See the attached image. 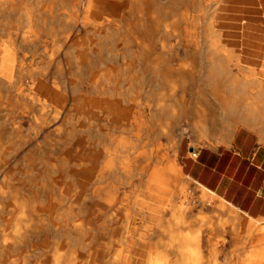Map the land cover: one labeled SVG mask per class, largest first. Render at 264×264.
Returning a JSON list of instances; mask_svg holds the SVG:
<instances>
[{
  "label": "bare ground",
  "instance_id": "obj_1",
  "mask_svg": "<svg viewBox=\"0 0 264 264\" xmlns=\"http://www.w3.org/2000/svg\"><path fill=\"white\" fill-rule=\"evenodd\" d=\"M229 3L0 0V264H164L145 223L131 229L130 253L116 254L101 210L130 191L145 207L149 189L158 203L183 194L181 217L192 210L176 144L164 142L177 109L188 108L176 91L185 81L194 82L198 145H228L240 129L264 144V61L248 65V39L228 36L227 21L243 20L225 13ZM199 196L243 216L204 187ZM256 221L249 216V236L264 232ZM191 255L186 264H203L201 252ZM237 264H264V246Z\"/></svg>",
  "mask_w": 264,
  "mask_h": 264
},
{
  "label": "crops",
  "instance_id": "obj_2",
  "mask_svg": "<svg viewBox=\"0 0 264 264\" xmlns=\"http://www.w3.org/2000/svg\"><path fill=\"white\" fill-rule=\"evenodd\" d=\"M225 13L230 17L243 19L241 28L233 26L234 20H231L227 21L229 26L225 29L228 30L229 34L239 33L240 44L243 43L244 39H248L245 49L247 51L246 60L252 57L251 63L253 65L262 64L264 59L260 58V55H264V0H230ZM253 136L249 130L240 129L228 145H202L196 149L193 155L184 153L177 156L182 177L199 187L193 191L198 199L200 188L204 187L243 215L233 218L227 210L219 211L224 215V224L226 225L224 244L219 256L221 264H229L230 262L233 264L230 260L233 245L236 249L244 247L253 236L256 237V241L250 246H264L263 231L253 232L249 236V216L256 218V222H258L255 223L256 225H264V144L259 143L256 139L253 140ZM154 197L156 200V196ZM176 199H178L176 196L173 197V208L176 206ZM129 204L128 207L124 208L123 219L121 222L118 220V226L123 227L125 233L131 235L133 239L134 234L132 233H135L132 231L133 228L139 232L141 230L139 226L142 227L141 225L144 223L143 226L146 228L149 226L152 229L150 249L153 252H163L167 259L166 264H186L184 260L187 257L194 258L191 254L197 252H201L203 257H214V243L210 233L207 232L204 239L198 233L200 229L199 207L194 210L192 208L191 211L181 217L180 210L177 212L170 209L164 212L170 208L168 206L162 207L166 206V203H146L145 207L132 202ZM132 210L140 211V214L136 215L135 218L144 221L143 224L133 228L131 227L132 219H134ZM214 210L218 211L212 207L207 212L212 214ZM127 219L130 221L126 222ZM203 223L201 221V227L203 225L208 227V221ZM210 224L214 228H209L207 231L216 232L215 230L218 229L217 219L215 218ZM233 225H240L244 228L243 233L238 237L233 234ZM199 241L200 245L196 248L195 245ZM218 241L221 243L223 240L219 239ZM234 241L236 242L234 243ZM130 243L132 241L128 245Z\"/></svg>",
  "mask_w": 264,
  "mask_h": 264
},
{
  "label": "rangeland",
  "instance_id": "obj_3",
  "mask_svg": "<svg viewBox=\"0 0 264 264\" xmlns=\"http://www.w3.org/2000/svg\"><path fill=\"white\" fill-rule=\"evenodd\" d=\"M4 35L5 34L2 32V34H1L2 38H4ZM230 35L231 34H229L228 36H230ZM232 38L235 39V36H232ZM237 39H240V38H237ZM235 44H231V45H233V47H235L236 51H239L240 50V49H238L239 47H237V45H235ZM241 45L242 44H240V46ZM251 58L252 57H250V59L248 58V60H246L248 62V65L253 66V67L257 68V70H259L260 69L259 66L253 65L251 63V60H252ZM164 86H165V81L163 79L162 80L159 79V85H157L155 87L154 86L153 87H147L148 95H149L148 100L152 101L153 100V96L156 95L159 90L163 89ZM176 91H177L178 97H180L184 93H186V95L189 97L188 108L180 109V110L177 109L178 111L174 115L177 118L176 123H173V122L169 123V125L174 126V129L172 128L171 130H169L171 135L169 136V138H166V140H164V142L168 143L167 146H172L173 144H176L175 146H176V149H177V152H176V160H177L178 154L182 155L184 153H187L188 155H193V153L196 151V149L199 148L202 145H198L196 143L195 134L192 132V129L190 128L192 126V124H193V121H192V116H193L192 110H193V106H194V101L196 99L195 98L196 96H195V93H194V82L185 81L184 84H182L180 87H178L176 89ZM170 109H171L170 106L169 107L167 106V107L164 108V110H170ZM85 111H88V109L86 108ZM150 112H151V108H149V113ZM150 115H151V113H150ZM162 115H165V111L161 114V116ZM154 117L155 116H153L152 119H154ZM152 124H154V128L157 127L156 124L159 125V123H157V122H154ZM162 124L164 125V123H162ZM131 131H132V129L130 130V132ZM156 131H157V129H153L152 130V132H155V133H156ZM149 133H150V130H149ZM253 135H254L253 136V140L256 139L258 141L257 136L254 133H253ZM161 137H163V136L159 135L158 139L161 138ZM134 180H135V177H134ZM181 182H187V186L186 187H188V188H186L185 193H187L188 196L190 197L191 201L190 200L189 201L191 202V204L193 206V210L199 207V209H198L199 210L198 218H199V221H200V229H199L198 233L204 239L205 238V234L207 232H209L210 236L213 239V243H214L213 244L214 245L213 246L214 257H211V256L203 257L202 258L203 259V264H221L219 256L221 255V247L224 244V233H225V230H226V225L224 224L225 217H224L223 214L219 213V210L218 211H216V210L212 211V214L210 212H207V211H209V208H212V207L210 205L206 204L200 198V196H198L199 199L197 198V196L194 194L193 191L199 189V187H196V185L194 183H192L191 181L186 180L184 178L181 179ZM103 191H104V189H103ZM128 195H130V196H128V197L124 196L122 201L117 203L118 205L116 204V205L112 206V212L113 213L108 211V210H101V222H103L102 230L104 232L107 230V228H114L116 230V232L114 233L115 239H116L114 243H116L115 245H117L115 247H116V250H117L116 254H118V255H124V254L130 253V251L127 249V245H128V243L130 241L133 240L132 236L128 235L127 233H125V231H123L122 227H119L118 224H117L119 222L118 220H120V222H121L122 219H123L124 208L128 207L130 205L129 204L130 202L135 204V199L139 198L138 196L135 195L134 191L128 192ZM132 195H134V197H131ZM154 196H155V193L152 192V190L149 189V191L146 192V203H149V204H151L153 202L158 203L155 200ZM183 196H184L183 194L182 195L180 194V195H178L176 197L178 199L175 200L176 206H174V208L172 207L173 199H172V201L169 202L167 197L164 199L163 202L158 203V204L166 203L165 204L166 206H162V207H167V206L170 207V208H167L166 210H164V212L167 211V210H170V209H174L175 211L181 210L182 209L181 207H183L185 205V199H183ZM101 201L104 202V198L103 197H101ZM107 213H108V215H106ZM214 217L217 219L218 229L215 230L216 232L212 231V233H211L210 231H207V230L209 228H214V226H212L210 224L215 219ZM201 221H202V223L208 221V224H207L208 227H205V225H203V227H201ZM143 222L144 221H142V220H140L138 218H134V219H132L131 227L132 228L136 227L139 224H142ZM255 223H258V222H254V224ZM260 226H262V225H260ZM233 228H234V230H233L234 236L238 237L239 235H241L243 233L244 228L241 227L240 225H233ZM147 230H148V236H149V251H150V253H154L150 249V243H151L150 235H151L152 229L148 226ZM103 231L101 232L102 234L100 235L101 239H103V238L107 239L108 235L104 234ZM219 239H221L223 241H221V243H220L218 241ZM255 241H256V237L253 236V238L251 240H248L246 242L244 247L236 249L235 246L233 245V247H232V255H231V258H230L232 263L234 264V262H235V264H237L238 262H240V260L244 258V255L245 256L247 255L248 249H250V245L252 243H255ZM235 242L236 241H234V243ZM118 246H119L120 250L118 249ZM116 250H115V252H116ZM166 262H167V259L164 257L163 263L166 264Z\"/></svg>",
  "mask_w": 264,
  "mask_h": 264
}]
</instances>
